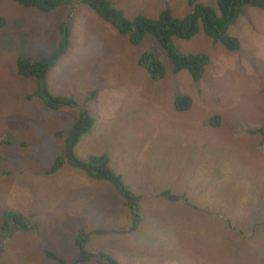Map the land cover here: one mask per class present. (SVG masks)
Instances as JSON below:
<instances>
[{"label": "rangeland", "instance_id": "374dc122", "mask_svg": "<svg viewBox=\"0 0 264 264\" xmlns=\"http://www.w3.org/2000/svg\"><path fill=\"white\" fill-rule=\"evenodd\" d=\"M67 1L42 12L0 0V225L1 212L13 210L29 226L0 231V264H107L98 254L116 264H264V142L253 132L264 127V10L242 7L227 28L235 50L200 27L187 40L173 38L177 51L208 56L193 81L172 71L151 37L130 45L87 5ZM109 1L127 18L190 12L184 0ZM58 46L44 82L73 102L50 109L15 61ZM143 50L156 54L161 78L138 64ZM173 94L188 96L189 107L175 111ZM88 118V131L79 133ZM67 145L82 161L107 156V168L134 196V229L110 180L66 163L45 172L66 157ZM78 231L86 236L85 261L77 260Z\"/></svg>", "mask_w": 264, "mask_h": 264}, {"label": "trees", "instance_id": "16d2710c", "mask_svg": "<svg viewBox=\"0 0 264 264\" xmlns=\"http://www.w3.org/2000/svg\"><path fill=\"white\" fill-rule=\"evenodd\" d=\"M24 7H35L42 12H49L53 9L68 3L67 0H13ZM80 3L87 5L102 20L106 21L120 35H124L130 45H138L145 35L151 37L158 45L164 56L171 63L173 72L184 70L188 73L193 81H197L203 72V68L208 63V56L204 53H183L177 51L172 39H189L198 28L213 43H218L225 50L231 51L238 47V41L235 37L227 33V28L231 25L235 18L242 12L243 6L255 7L264 10V0H215V4L208 5L200 0H184L189 7V13L183 17L172 16L168 9L162 10L156 17L146 16L143 14L133 15L130 18L124 16L123 10L115 7L109 0H79ZM4 25V19L0 16V27ZM57 50L52 51L48 55H44L36 60L29 57L17 56L16 73L23 77H32L37 82V88L32 95L41 100L43 105L50 109H57L60 105H69L72 99L50 94L46 88L44 78L46 71L54 64V59L62 50L58 46ZM138 64L146 71L151 79H159L163 75V67L159 62L156 54L151 50H143L137 58ZM91 98V93L84 98ZM172 107L175 111H184L189 107L190 98L183 94L172 95ZM218 116L215 115L216 126ZM91 119L81 122L82 129H77L79 133L88 131ZM76 127V126H73ZM76 131L73 130V133ZM261 136V142H264V127H258L253 130ZM75 136V135H74ZM74 140H72V144ZM66 157H56L52 166L45 172L52 173L59 169L64 163L83 169L87 176L92 179H107L115 184L116 190L125 195L127 204L134 214L133 227H136L140 221L139 215L134 213L137 209L135 199L122 186L119 176L114 174L107 168L108 158L104 154L90 156L87 160L82 161L73 156L68 145L66 146ZM72 155V156H71ZM167 191L159 193L160 196L166 195ZM131 201L128 203V201ZM137 211V210H136ZM0 231L12 226L13 229L27 230V219L19 212L13 210H3L1 212ZM81 230V229H80ZM81 237L82 239H79ZM86 236L82 231H78L75 246L78 249V261L87 260V255L82 249L81 243H84ZM104 257L107 264H116V262L108 256L98 254ZM48 258L55 257L54 254L48 253Z\"/></svg>", "mask_w": 264, "mask_h": 264}, {"label": "clouds", "instance_id": "9594fccd", "mask_svg": "<svg viewBox=\"0 0 264 264\" xmlns=\"http://www.w3.org/2000/svg\"><path fill=\"white\" fill-rule=\"evenodd\" d=\"M236 19V18H235ZM106 22V21H105ZM113 28V27H112ZM232 36V35H231ZM234 37V36H233ZM181 71V70H180ZM186 72V71H185ZM187 73V72H186ZM188 74V73H187ZM163 76V75H162ZM189 76V75H188ZM191 79V78H190ZM192 80V79H191ZM75 135V134H74ZM74 135H73V137H74Z\"/></svg>", "mask_w": 264, "mask_h": 264}, {"label": "water", "instance_id": "95a60500", "mask_svg": "<svg viewBox=\"0 0 264 264\" xmlns=\"http://www.w3.org/2000/svg\"><path fill=\"white\" fill-rule=\"evenodd\" d=\"M131 201L129 200L128 203H130Z\"/></svg>", "mask_w": 264, "mask_h": 264}, {"label": "flooded vegetation", "instance_id": "af4514ba", "mask_svg": "<svg viewBox=\"0 0 264 264\" xmlns=\"http://www.w3.org/2000/svg\"><path fill=\"white\" fill-rule=\"evenodd\" d=\"M123 196H125V195L123 194Z\"/></svg>", "mask_w": 264, "mask_h": 264}]
</instances>
